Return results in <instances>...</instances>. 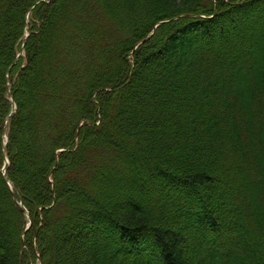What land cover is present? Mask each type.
Listing matches in <instances>:
<instances>
[{
	"label": "trees",
	"instance_id": "16d2710c",
	"mask_svg": "<svg viewBox=\"0 0 264 264\" xmlns=\"http://www.w3.org/2000/svg\"><path fill=\"white\" fill-rule=\"evenodd\" d=\"M5 157L0 264H264V0H0Z\"/></svg>",
	"mask_w": 264,
	"mask_h": 264
},
{
	"label": "water",
	"instance_id": "95a60500",
	"mask_svg": "<svg viewBox=\"0 0 264 264\" xmlns=\"http://www.w3.org/2000/svg\"><path fill=\"white\" fill-rule=\"evenodd\" d=\"M13 111H14V106H13ZM12 111V112H13ZM10 116H11V114H10ZM10 116H9V118H10ZM9 118H7V119H9ZM6 172V168L4 169V173ZM3 176H4V180H5V182L7 183V184H9V182L7 181V179H6V177H5V175L3 174ZM26 214H27V212L26 211H24ZM22 249H23V246H22ZM21 257H22V250H21V254H20V259H21Z\"/></svg>",
	"mask_w": 264,
	"mask_h": 264
},
{
	"label": "rangeland",
	"instance_id": "374dc122",
	"mask_svg": "<svg viewBox=\"0 0 264 264\" xmlns=\"http://www.w3.org/2000/svg\"><path fill=\"white\" fill-rule=\"evenodd\" d=\"M19 55H21V53ZM4 163L8 166V161H4ZM34 192H37L36 188L34 189ZM36 264H38V263H36Z\"/></svg>",
	"mask_w": 264,
	"mask_h": 264
}]
</instances>
